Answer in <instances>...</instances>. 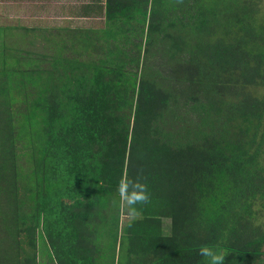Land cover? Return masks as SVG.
Instances as JSON below:
<instances>
[{
	"label": "trees",
	"instance_id": "1",
	"mask_svg": "<svg viewBox=\"0 0 264 264\" xmlns=\"http://www.w3.org/2000/svg\"><path fill=\"white\" fill-rule=\"evenodd\" d=\"M263 5L106 0L101 28L0 46V264H264Z\"/></svg>",
	"mask_w": 264,
	"mask_h": 264
},
{
	"label": "crops",
	"instance_id": "2",
	"mask_svg": "<svg viewBox=\"0 0 264 264\" xmlns=\"http://www.w3.org/2000/svg\"><path fill=\"white\" fill-rule=\"evenodd\" d=\"M105 11L106 0H0V46L43 52L58 32L103 27Z\"/></svg>",
	"mask_w": 264,
	"mask_h": 264
},
{
	"label": "clouds",
	"instance_id": "3",
	"mask_svg": "<svg viewBox=\"0 0 264 264\" xmlns=\"http://www.w3.org/2000/svg\"><path fill=\"white\" fill-rule=\"evenodd\" d=\"M117 192L122 203H126L129 207L146 203L149 199L147 187L139 179L127 176H124L118 183ZM198 251L199 255L205 258L206 264H225V258L228 256L227 252L217 251L206 245H201Z\"/></svg>",
	"mask_w": 264,
	"mask_h": 264
},
{
	"label": "rangeland",
	"instance_id": "4",
	"mask_svg": "<svg viewBox=\"0 0 264 264\" xmlns=\"http://www.w3.org/2000/svg\"><path fill=\"white\" fill-rule=\"evenodd\" d=\"M262 12H264V5H263V10H262ZM259 92L261 93L262 90H259ZM263 214H264V213H263ZM124 220H125V219H124ZM167 226H168V223L166 224V222H165V230H166ZM166 231H167V230H166ZM263 251H264V248H263Z\"/></svg>",
	"mask_w": 264,
	"mask_h": 264
}]
</instances>
